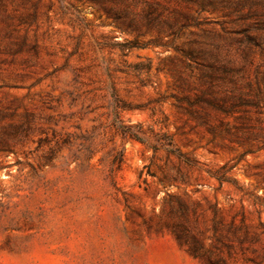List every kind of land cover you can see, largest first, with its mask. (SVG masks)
Segmentation results:
<instances>
[{"label": "rangeland", "instance_id": "374dc122", "mask_svg": "<svg viewBox=\"0 0 264 264\" xmlns=\"http://www.w3.org/2000/svg\"><path fill=\"white\" fill-rule=\"evenodd\" d=\"M0 264H264V0H0Z\"/></svg>", "mask_w": 264, "mask_h": 264}]
</instances>
